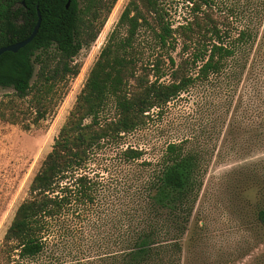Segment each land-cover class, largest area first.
<instances>
[{"label":"trees","instance_id":"1","mask_svg":"<svg viewBox=\"0 0 264 264\" xmlns=\"http://www.w3.org/2000/svg\"><path fill=\"white\" fill-rule=\"evenodd\" d=\"M116 1L68 0L65 8L67 0H0V47L27 38L40 16L28 44L0 55V88L19 100L31 93V107L42 118L47 95L56 81L78 73L72 59L95 40ZM187 2L188 17L174 28L160 0H129L123 7L3 234L4 264H58L84 228L95 231L87 249L98 254L83 264H180L207 150L194 136L184 138L167 144L155 162L143 160L138 169L118 170L105 180L88 164L102 145H116L142 126L151 109L241 63L252 47L264 0ZM141 29L149 30L158 50L174 49L176 39L181 43L185 56L178 63L168 57L173 70L167 83L160 81L166 75L160 58L138 64ZM108 104L114 114L104 118ZM141 156L126 147L118 165L135 164ZM256 217L264 230V207Z\"/></svg>","mask_w":264,"mask_h":264},{"label":"rangeland","instance_id":"2","mask_svg":"<svg viewBox=\"0 0 264 264\" xmlns=\"http://www.w3.org/2000/svg\"><path fill=\"white\" fill-rule=\"evenodd\" d=\"M128 1H116L95 40L72 59L70 64L78 67V73L56 81L45 100L42 118H37L31 107V93L19 100L11 89L0 88V264L5 263L2 237L13 213L27 197L30 179L50 151L90 67ZM242 2L226 0L228 5ZM160 4L172 28L188 17L187 0H160ZM235 26L231 25V30ZM135 44L141 66L152 65L160 58L159 68L166 73L160 81L164 83L173 70L168 57L178 63L185 56L179 39L174 49L154 48L148 29L138 32ZM37 70L34 64L31 82ZM113 114L108 104L101 116L111 118ZM192 136L207 155L201 188L181 238L180 264H264V230L256 217L264 207V17L241 63L181 92L160 109H151L142 126L123 135L116 145H102L88 168L104 180L112 178L118 170L138 169L136 164L143 160L155 162L167 144ZM126 147L140 150L142 156L135 164L118 165L119 151ZM78 236L64 250L58 264H83L98 254L94 247L87 249L95 231L84 228Z\"/></svg>","mask_w":264,"mask_h":264},{"label":"water","instance_id":"3","mask_svg":"<svg viewBox=\"0 0 264 264\" xmlns=\"http://www.w3.org/2000/svg\"><path fill=\"white\" fill-rule=\"evenodd\" d=\"M21 4H23V1H21ZM67 5H68V0L65 4V8H67ZM39 23H40V16H39V13L37 12V19H36V22H35V25L31 31V33L27 36V38H25L24 40L22 41H19V42H15L13 44H10V45H7V46H3V47H0V55L4 52H11V53H15L17 52L20 48L24 47L26 44H28L32 39L33 37L35 36L36 32H37V29L39 27Z\"/></svg>","mask_w":264,"mask_h":264}]
</instances>
